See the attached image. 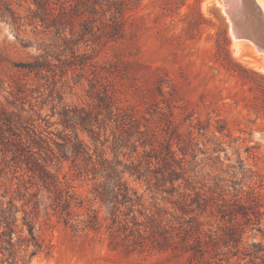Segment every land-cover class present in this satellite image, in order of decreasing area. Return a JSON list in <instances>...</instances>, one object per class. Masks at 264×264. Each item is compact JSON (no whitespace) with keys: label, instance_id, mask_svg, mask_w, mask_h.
Instances as JSON below:
<instances>
[{"label":"rangeland","instance_id":"obj_1","mask_svg":"<svg viewBox=\"0 0 264 264\" xmlns=\"http://www.w3.org/2000/svg\"><path fill=\"white\" fill-rule=\"evenodd\" d=\"M185 1L142 0L132 12L127 40L104 47L95 61L109 81L115 75L112 71L117 59L132 62L127 75L117 77L119 89L132 94L131 79L134 88L149 90L152 95L147 100L157 102L150 113L158 117L163 112L178 127L182 141L190 143L185 165L198 182L197 191L206 199L214 195L226 209L225 220L215 207H208L204 213L196 211L206 230L227 227L233 218L244 224V214L252 211L253 200L263 213L264 227V53L256 51L247 38H241L242 43L234 41L222 0H187L184 5ZM257 2L264 4V0ZM13 6L21 16L19 29L0 22V105L16 114L22 102L28 111L30 105L37 106L36 110L41 106L38 125L49 133L48 137L62 143L71 129L65 131L59 113L91 103L88 80L94 68L84 72L75 69L63 37L41 25L35 28V6L30 0H14ZM85 51L81 43L77 54L82 57ZM47 52L52 70L40 79L16 65L44 57ZM119 65L122 63L117 62ZM20 84H27L26 93L19 92ZM12 118L18 119L14 115ZM80 138L94 148L86 133L80 132ZM5 147L0 141V230L12 226L19 244V232L24 228L27 233L24 218L33 219L38 210L37 234L44 246L55 245L51 254L45 248L29 259L30 264H183L161 256L127 262L122 255L109 253L105 245L74 243L72 232L85 224L59 221L53 193L43 188ZM125 152L115 157L107 148V157L124 164L128 162ZM73 175L71 163L63 162L60 180L70 177L72 191L95 208L100 207L93 200L94 182ZM123 178L143 197L148 209L155 210L159 204L173 211L166 194L155 193L129 172ZM181 191L189 192L184 185ZM257 240H262L261 235Z\"/></svg>","mask_w":264,"mask_h":264},{"label":"trees","instance_id":"obj_2","mask_svg":"<svg viewBox=\"0 0 264 264\" xmlns=\"http://www.w3.org/2000/svg\"><path fill=\"white\" fill-rule=\"evenodd\" d=\"M141 1L30 0L35 6V28L41 25L63 37L65 49L73 55L71 65L75 69L84 72L88 67L94 68L88 80L91 103L59 113L65 131L71 129L62 143L48 137L49 133L38 125L42 120L41 106L36 110L37 106L30 105L28 111L22 102L16 114L9 113L1 104L0 141L7 152L27 166L43 188L53 193L59 221L85 224L72 232L76 244L105 245L109 253L122 255L127 262L161 256L183 264H264L263 213L255 200L252 211L244 214V224L233 218L227 227L206 230L196 211L204 213L208 207H215L225 220L226 209L214 195L206 199L197 191L198 182L188 174L185 165L190 143L182 141L178 127L163 112L158 117L150 113L157 102L147 100L152 95L149 90L134 88L131 79L128 81L132 94L119 89L117 77L123 79L132 62L116 58L122 66L114 62L115 75L110 81L98 68L95 57L100 50L127 40L132 12ZM13 5L14 0H0V22L19 29L21 16ZM81 43L86 51L79 57ZM49 57L47 52L44 57L16 65L40 79L52 70ZM26 86L20 84L21 94L27 92ZM80 132L87 134L94 148L80 138ZM107 148L115 157L127 151L123 156L128 155V162L110 160ZM63 162L71 163L73 176L94 182L93 200L100 207L95 208L73 192L70 177L65 176L64 182L60 180ZM126 172L146 182L155 193L166 194L173 211L159 204L155 210L148 209L143 197L125 182ZM182 185L188 193L181 191ZM178 213L186 217H179ZM46 217L49 220L50 214ZM38 219V210L33 219L24 218L27 233L24 228L19 232V244L14 240L12 226L0 230V264H30L45 248L48 254L52 253L55 245L44 246L37 234ZM253 231L254 235L245 238ZM258 235L262 240H257Z\"/></svg>","mask_w":264,"mask_h":264},{"label":"water","instance_id":"obj_3","mask_svg":"<svg viewBox=\"0 0 264 264\" xmlns=\"http://www.w3.org/2000/svg\"><path fill=\"white\" fill-rule=\"evenodd\" d=\"M222 1L234 35L251 40L264 53V17L256 0Z\"/></svg>","mask_w":264,"mask_h":264},{"label":"bare ground","instance_id":"obj_4","mask_svg":"<svg viewBox=\"0 0 264 264\" xmlns=\"http://www.w3.org/2000/svg\"><path fill=\"white\" fill-rule=\"evenodd\" d=\"M256 3L258 4V6H259V8L261 9V12H262V14H263V17H264V13H263V9H262V6H263V8H264V4H262L263 2H257V0H256ZM261 4V5H260ZM222 5V4H221ZM223 7V6H222ZM224 12H225V8H224ZM226 13V12H225ZM227 14V13H226ZM230 21V20H229ZM231 36H232V38L234 39V41L235 42H237V43H242L243 41L241 40V38H238V37H236L235 35H234V33H233V31L231 30ZM252 42V41H251ZM253 43V42H252ZM255 46H256V44L255 43H253ZM256 51H260L259 49H258V47L256 46V48H254Z\"/></svg>","mask_w":264,"mask_h":264}]
</instances>
